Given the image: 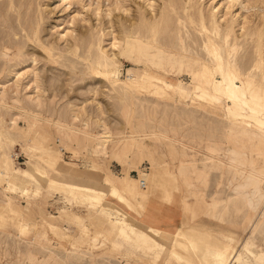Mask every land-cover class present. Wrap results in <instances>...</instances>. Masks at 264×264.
Returning <instances> with one entry per match:
<instances>
[{
    "label": "rangeland",
    "instance_id": "obj_1",
    "mask_svg": "<svg viewBox=\"0 0 264 264\" xmlns=\"http://www.w3.org/2000/svg\"><path fill=\"white\" fill-rule=\"evenodd\" d=\"M199 76L238 107L206 110ZM263 87L264 0H0V264H198L202 252L254 264L244 247L264 259ZM47 154L60 170L40 161ZM34 167L107 197V174L129 176L145 183L143 203L164 180L183 203H153L158 219L129 226L133 249L83 243L101 207L12 175Z\"/></svg>",
    "mask_w": 264,
    "mask_h": 264
},
{
    "label": "bare ground",
    "instance_id": "obj_2",
    "mask_svg": "<svg viewBox=\"0 0 264 264\" xmlns=\"http://www.w3.org/2000/svg\"><path fill=\"white\" fill-rule=\"evenodd\" d=\"M69 1L70 0H63V2H69ZM230 1L234 2L236 0H230ZM153 35H154V33H153ZM138 45L140 46V49H142L143 51H150L151 50V48L148 45H144V44H140V43H138ZM156 53H157V55H159L161 52L157 51ZM146 55H147V53H146ZM175 62H176V64L180 65V66L178 65V67L180 68L184 64V62H188V60L185 61V60L179 58V59H175ZM188 64H190V63L188 62ZM181 77H184V76H181ZM182 80H184V79H182ZM196 82H197V84L195 85L196 88L194 90H202V89L204 90L205 89V91H207L209 94L207 106L204 108L206 110L208 109V111L210 113H212L213 110L221 111L222 104H223V102H226V101H230L232 103H235V107L236 108L238 107L237 104L239 103L238 101L240 100V98H238L237 96L235 97V96L229 94L228 90H226L223 87H221L220 85L216 84L213 81L212 77L205 79V78L199 76V78H197ZM177 84H178V82H177ZM178 89L180 91H182V93L184 92L183 93L184 94L183 95L184 100L187 101L191 98L189 96L190 89H186V88H184V86H179ZM249 95H250L249 103L251 104L253 110H255L256 112L259 113L262 109V105H261L259 99L256 98V96H254L253 94H249ZM201 100H202V98H198L197 95L193 96V98H192L193 102L201 101ZM181 102H180V104H181ZM55 127L57 130H61L62 128H64L63 125H60L59 123H56ZM74 133L76 134V131H74L73 134ZM106 135H104L102 137V144H103L102 147H107V145L109 143L113 142L112 140H109L112 136H106ZM252 137H254V136L252 135ZM257 138H259V137H257ZM96 139L98 140V138H96ZM40 161L44 162L45 165L49 169L57 168L58 170H60L62 163L64 164L62 159L61 160L57 159L55 156H53L51 154L41 155ZM10 163H11V161L6 160V161H4V166L7 168H10L11 167ZM71 173H72V175H75V176L83 175L82 171H80L79 169H73V170H71ZM0 174L4 175L5 173L2 171ZM12 175L16 176V178L19 179V182H21L23 185L32 186L34 184L37 186V185L43 184L46 188H49L52 190H57V191L60 190L63 194H65L66 197L72 198L80 204H89L92 206L98 205L99 207H101V210H97V212L99 213L98 217L94 218V219H90V221H89L88 225L90 227L89 228L90 230L84 228V230L82 231V237H81L82 242L83 243L87 242L88 244H92V242L97 240L98 237L103 236L108 241H111L114 245L120 246L121 244H127L131 249H133L135 238H134V233L131 230V228H129V226L145 227V226L149 225L148 223L151 220L158 219L159 218L158 214L155 211H153L152 207H151L153 203L160 202L164 199L168 200L169 207L170 206L172 207L175 205L177 206L179 204L181 205V203H183L182 201L175 199V197H173V196L170 197V195H173L172 186H169L168 187L169 189L163 188V187H165L164 186V180H158V179L155 180L156 181L155 188L152 189L151 193L149 194V202L143 203L142 198H141L140 193H139V188H138L140 181L137 179L131 178L129 176H124V177L120 178L114 174H107L108 177L104 179L105 183L110 187V195H109V197H107L106 195L101 194L97 190H91V189H86V188H82V187H76V186L69 185V184L59 183L55 180L50 179L48 177V172H46L43 169L36 168V167L32 168V171L28 174H25L22 172L17 173V172L12 171ZM200 179H201L200 175L194 174L195 182H199ZM251 179H252V177H251ZM140 188L144 189L145 183L142 182L140 184ZM161 188L163 189L162 190L163 192L159 195L157 190L161 189ZM242 188H244V187H242ZM256 189H258V188H256ZM201 199H203V197ZM180 208L178 210H180ZM173 209H171V210H173ZM113 215H114V217H113ZM139 215L142 216V218H143L142 220L138 217ZM27 225L28 224H26V227H24V228H20L21 231L29 230L31 228V227L28 228ZM170 226H168V227H170ZM166 236H167V234H166ZM84 237L87 239H85ZM166 245H167V243H166ZM92 246L94 247V245H92ZM189 247L191 250H194L196 248L195 245H193L192 243L189 244ZM241 250L242 251L240 253V256H245L246 258L252 259L254 264H264V259L260 256H256L249 248L244 247ZM67 254H68V252H67ZM199 257H200V259L198 260V264H221L220 256L218 254H215V253L211 254V253H207V252H202L199 254ZM183 260H184V258H183ZM41 264H60V262L58 260H56L54 257H51L49 260L44 261ZM185 264H186V262H185Z\"/></svg>",
    "mask_w": 264,
    "mask_h": 264
}]
</instances>
